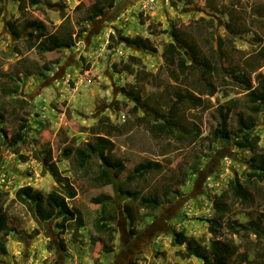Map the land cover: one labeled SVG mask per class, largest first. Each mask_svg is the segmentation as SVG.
Listing matches in <instances>:
<instances>
[{"label": "rangeland", "instance_id": "obj_1", "mask_svg": "<svg viewBox=\"0 0 264 264\" xmlns=\"http://www.w3.org/2000/svg\"><path fill=\"white\" fill-rule=\"evenodd\" d=\"M32 1L23 0L19 8V0H0V217L16 228L7 236V254L0 256V264H94L96 259L102 264H203L195 256L178 254L184 245L173 244V239L180 232L207 248L216 239L234 245L229 264H264V180L249 183L251 171L264 163V114L256 119L261 136L257 150L238 147L237 116L251 113L247 91L232 74L240 70L254 85L264 76V0H156L151 12L145 10L146 0H118L95 21L87 19L90 7L106 0ZM35 18L60 34L75 37L85 31L73 48L43 54L28 43L27 32L17 38L8 27L15 21L20 29ZM172 26L219 68L210 76L214 94L198 83L196 71L184 74L167 65L165 48L173 39L162 31ZM110 33L115 35L112 42ZM141 36L156 51L137 46ZM125 63L129 71L113 68ZM15 82L18 93L4 92ZM178 91L184 97L176 133L184 136L153 133L150 123L167 115ZM137 93L140 101L134 99ZM222 105L230 109L232 137L210 143L213 117ZM23 119L24 139L18 140ZM98 136L114 142L113 157L126 165L108 185L96 180L95 165L84 170L70 150ZM48 146L54 155L52 168L77 191L69 205L86 221L78 228L68 224L63 234L56 226L61 218L39 221L28 205L15 200L16 190L25 185L44 193L65 190L43 163ZM145 161L158 162L161 168L126 180ZM236 175L249 192L248 201L231 191L229 181ZM130 191L158 196L159 208L141 207ZM217 199L226 206L224 219L217 214ZM103 203L109 205L107 213L117 211L113 239L93 225ZM233 219L243 224L257 220L263 236L235 233L226 224Z\"/></svg>", "mask_w": 264, "mask_h": 264}, {"label": "trees", "instance_id": "obj_2", "mask_svg": "<svg viewBox=\"0 0 264 264\" xmlns=\"http://www.w3.org/2000/svg\"><path fill=\"white\" fill-rule=\"evenodd\" d=\"M23 0H19V8L22 6ZM33 3H37V0H33ZM118 0H106L104 3H95L90 7L87 19L89 21H95L99 17H104L116 6ZM80 5L76 8L79 9ZM3 8L0 7V16L3 13ZM204 20V19H203ZM151 25V24H150ZM9 29L14 33L17 38H21L22 34L27 32L30 40L28 43L34 46L36 50L40 53H47L53 51H60L62 48H73L76 44L77 36L80 38L84 29L79 30L75 37L71 32L66 34H60L57 32L58 28H54L53 25L46 23L40 19H30L25 21L20 29L17 28L15 21L8 22ZM55 29V30H54ZM162 33H168L172 37L173 41H170L166 48V62L167 65L175 66L180 72L184 74L197 72V77L195 78L199 84H203L205 88L211 94H214L215 87L210 81V76L214 75L216 72H220L218 67H215L212 62L199 53L196 47L190 45L189 40L185 37V32L181 31L178 27L172 26L170 29H164ZM115 35H109V42L114 40ZM137 46L140 48L149 49L151 51H156L153 47L150 39L148 37H138ZM222 42L218 44V52L222 51ZM188 54V55H187ZM261 55L264 57V47L261 51ZM133 58L132 56L130 57ZM190 61V63H188ZM113 68L118 72L123 70L129 71L130 66L128 64H123L120 67L118 64L113 65ZM234 78L238 80V85L242 86L246 93V100L249 103L250 115L245 117L243 114L237 116V130H236V145L240 148H249L252 151H256L259 142L261 140L260 134L255 130L256 119L259 115L264 114V76L259 75L258 83L254 85L247 75L240 70H233L232 72ZM13 80V79H12ZM14 81V80H13ZM20 86L17 82L13 84V87H5L4 92L9 95L13 93H18ZM184 97L182 91H178L176 94V99L172 101V104L167 112L166 116L151 122L149 125L150 130L160 135L164 133L166 135H180L184 134L176 133L179 126V120L177 118V111L180 108L181 99ZM135 101H140V97L137 94L134 96ZM24 100V99H22ZM199 105V103H198ZM138 107H135L137 110ZM229 117L230 109L225 105L218 108L217 113L213 117V127L210 132V143H220L231 139L232 131L229 127ZM106 123L111 128H116L111 122L110 117H104ZM23 121L18 128V140L24 139V134L22 131L26 128L27 119ZM186 132L185 130H182ZM195 138L197 136H194ZM115 147L114 142L104 136L96 137L95 141H88L83 143L79 147L71 148L70 150L74 152L75 156L82 162L81 167L84 170L89 171L90 167L95 165L97 168L96 180L102 184H110L113 176H117L124 172L125 163L123 160L115 159L112 155V151ZM258 158L255 157L253 162H257ZM54 161L53 150L51 147H46L44 151L43 163L51 170L52 174L57 177L58 180L62 181L65 185V190L62 192L51 190L48 193H44L42 190L35 189L31 185H25L19 187L15 192V200L23 204L28 205L31 211L36 215L37 219L42 222H49L55 218H61V221L56 223L57 228L63 234L68 228V224L73 223L77 228L86 225L85 219L82 215L78 214L68 202L69 198H73L77 195L76 189L71 185L70 179L68 177H61L57 168H52V162ZM260 166L254 168L251 171L252 179L249 181L251 184H257L264 180V163L259 164ZM161 168L160 163L155 161H145L143 163L137 164L134 169L129 172L126 176V180L132 181L135 179L142 178L148 173L154 172ZM231 191L236 198L241 201H248L250 199L249 192L246 186L242 183L239 176H235L229 181ZM127 194L132 197L138 204L146 209L155 211L159 208L158 196L154 194L142 195L138 191H130ZM217 207V214L220 218H225L227 212L226 206L220 199L215 200ZM107 203L102 204L101 210L98 212L97 217L94 220V228L96 232L103 234L111 239L114 237L115 227L112 225V220L117 216V211L107 213L108 208ZM115 209V208H114ZM130 223L133 224L134 217L129 215ZM68 222V223H65ZM226 224L230 230L239 234L241 232L248 233L252 231L258 236V238L263 236L262 230L260 228V223L256 221L248 222V224L239 223L237 220H227ZM213 232H217L214 227H212ZM16 231L14 226L9 224V221L0 217V256L7 254V236L12 232ZM59 243L63 250H66V245L63 239H59ZM173 244L184 245V249H180L178 254L183 258H189L195 256L203 261V264H229L228 258L230 255L235 254L236 248L234 245L229 243H224L219 239L213 240L211 245L207 248L203 246L197 239L191 238L184 233H176L173 239ZM94 264H102L99 259H96Z\"/></svg>", "mask_w": 264, "mask_h": 264}, {"label": "built area", "instance_id": "obj_3", "mask_svg": "<svg viewBox=\"0 0 264 264\" xmlns=\"http://www.w3.org/2000/svg\"><path fill=\"white\" fill-rule=\"evenodd\" d=\"M155 5H156V0H146L144 6L146 11L151 12L152 10H154Z\"/></svg>", "mask_w": 264, "mask_h": 264}, {"label": "crops", "instance_id": "obj_4", "mask_svg": "<svg viewBox=\"0 0 264 264\" xmlns=\"http://www.w3.org/2000/svg\"><path fill=\"white\" fill-rule=\"evenodd\" d=\"M109 35H110V34H109ZM26 262H28V261H27V260H25L24 264H25Z\"/></svg>", "mask_w": 264, "mask_h": 264}, {"label": "clouds", "instance_id": "obj_5", "mask_svg": "<svg viewBox=\"0 0 264 264\" xmlns=\"http://www.w3.org/2000/svg\"><path fill=\"white\" fill-rule=\"evenodd\" d=\"M146 10V9H145ZM148 12V11H147Z\"/></svg>", "mask_w": 264, "mask_h": 264}]
</instances>
